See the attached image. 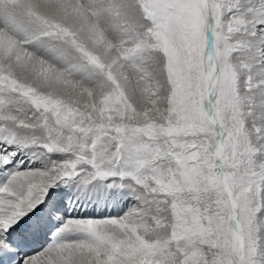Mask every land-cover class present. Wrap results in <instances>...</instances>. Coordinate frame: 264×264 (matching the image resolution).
I'll use <instances>...</instances> for the list:
<instances>
[{
    "label": "snow or ice",
    "instance_id": "snow-or-ice-1",
    "mask_svg": "<svg viewBox=\"0 0 264 264\" xmlns=\"http://www.w3.org/2000/svg\"><path fill=\"white\" fill-rule=\"evenodd\" d=\"M0 264H264V0H0Z\"/></svg>",
    "mask_w": 264,
    "mask_h": 264
}]
</instances>
